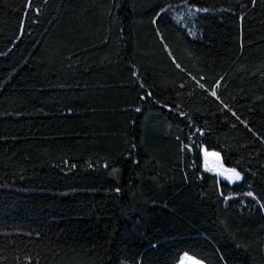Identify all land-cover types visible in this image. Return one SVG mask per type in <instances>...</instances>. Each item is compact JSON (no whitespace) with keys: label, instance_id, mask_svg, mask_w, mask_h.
Returning <instances> with one entry per match:
<instances>
[{"label":"trees","instance_id":"obj_1","mask_svg":"<svg viewBox=\"0 0 264 264\" xmlns=\"http://www.w3.org/2000/svg\"><path fill=\"white\" fill-rule=\"evenodd\" d=\"M185 254L264 264V0H0V264Z\"/></svg>","mask_w":264,"mask_h":264},{"label":"rangeland","instance_id":"obj_2","mask_svg":"<svg viewBox=\"0 0 264 264\" xmlns=\"http://www.w3.org/2000/svg\"><path fill=\"white\" fill-rule=\"evenodd\" d=\"M203 152H204V160H205L204 166H205L206 171L215 173L220 178L232 184L236 182H240L242 180L243 176L241 175V173H239L235 169L228 168L225 166V164L223 163L222 157L219 153L207 152L206 149H203ZM237 174L239 178H237ZM182 260H184L183 261L184 263L182 264H191L190 260H194V262L197 261L201 264H204L203 262L197 260L195 257L189 254H185Z\"/></svg>","mask_w":264,"mask_h":264},{"label":"snow or ice","instance_id":"obj_3","mask_svg":"<svg viewBox=\"0 0 264 264\" xmlns=\"http://www.w3.org/2000/svg\"><path fill=\"white\" fill-rule=\"evenodd\" d=\"M215 94H216V93L213 91V92H212V95H215ZM237 178H239L238 174H237Z\"/></svg>","mask_w":264,"mask_h":264},{"label":"bare ground","instance_id":"obj_4","mask_svg":"<svg viewBox=\"0 0 264 264\" xmlns=\"http://www.w3.org/2000/svg\"><path fill=\"white\" fill-rule=\"evenodd\" d=\"M196 262H197V261H196ZM194 263H195V262H193V261L191 262V264H194ZM196 264H199V263H196Z\"/></svg>","mask_w":264,"mask_h":264}]
</instances>
